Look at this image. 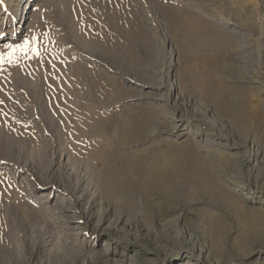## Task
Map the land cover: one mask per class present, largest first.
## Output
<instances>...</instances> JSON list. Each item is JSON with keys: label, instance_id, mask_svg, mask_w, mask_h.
<instances>
[{"label": "rangeland", "instance_id": "obj_1", "mask_svg": "<svg viewBox=\"0 0 264 264\" xmlns=\"http://www.w3.org/2000/svg\"><path fill=\"white\" fill-rule=\"evenodd\" d=\"M0 53V264H264V0H0Z\"/></svg>", "mask_w": 264, "mask_h": 264}, {"label": "bare ground", "instance_id": "obj_2", "mask_svg": "<svg viewBox=\"0 0 264 264\" xmlns=\"http://www.w3.org/2000/svg\"><path fill=\"white\" fill-rule=\"evenodd\" d=\"M25 5H26V3H25V2H24V3H23V2H22V3H20V5H19V6H21V7H20V8H21V9H20L21 11H22V9H23V8H25ZM168 74H169V73H168ZM37 180H38V179H37ZM32 183H33V182H32ZM96 184H97V183H96ZM180 264H182V263H180Z\"/></svg>", "mask_w": 264, "mask_h": 264}, {"label": "snow or ice", "instance_id": "obj_3", "mask_svg": "<svg viewBox=\"0 0 264 264\" xmlns=\"http://www.w3.org/2000/svg\"><path fill=\"white\" fill-rule=\"evenodd\" d=\"M2 60H3V54L0 53V61H2Z\"/></svg>", "mask_w": 264, "mask_h": 264}]
</instances>
